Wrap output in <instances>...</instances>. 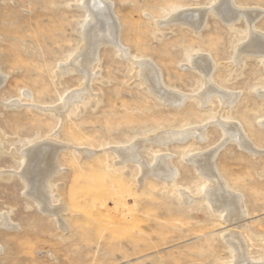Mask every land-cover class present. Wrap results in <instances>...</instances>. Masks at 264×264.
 <instances>
[{
  "label": "rangeland",
  "instance_id": "1",
  "mask_svg": "<svg viewBox=\"0 0 264 264\" xmlns=\"http://www.w3.org/2000/svg\"><path fill=\"white\" fill-rule=\"evenodd\" d=\"M83 1L0 0V170L15 172L0 178V264H236L243 257L264 264V65L259 55L239 68L234 63L247 40L245 20L231 26L208 10L205 24L194 30L167 17L218 0H109L125 55L151 60L167 86L188 96L181 106H168L149 92L127 56L105 44L96 52L89 93L61 116L54 108L85 82L74 70L55 73L83 43ZM233 2L261 12L254 25L264 35V0ZM195 54L215 63L214 85L239 93L228 111L215 93L199 101L205 76L189 67ZM216 115L239 125L257 153L235 141L222 143ZM204 125V138L149 144L148 152L171 154L177 174L169 184L142 177L134 161L115 163L111 147ZM44 139L96 152L81 161L77 150L59 151L49 196L51 205L63 208L61 221L26 195V182L16 174L25 162L12 155ZM215 149L213 163L244 212L231 222L203 196L208 183L189 161ZM114 197L123 198L117 208Z\"/></svg>",
  "mask_w": 264,
  "mask_h": 264
},
{
  "label": "bare ground",
  "instance_id": "2",
  "mask_svg": "<svg viewBox=\"0 0 264 264\" xmlns=\"http://www.w3.org/2000/svg\"><path fill=\"white\" fill-rule=\"evenodd\" d=\"M82 5L87 13V23L83 29V32H81L83 35V43L79 49V52H75L77 54L73 55L65 63L59 65L55 73L56 77L58 78L63 72L74 70L82 76V79L85 82L81 84V87H79V89L70 91L64 97L61 105L54 108V110L62 116L63 113H61V111L65 107H68L71 103L80 101L83 94L89 93L88 82L94 73L92 66L96 59V52L101 45L105 44L111 46L113 45L118 52H120L121 54L123 53L124 57L127 56L129 58L127 60H129L135 66V69H137L138 72H141L140 76L144 82L142 83L146 85V88L150 89L149 92L152 91V93H154L160 100L164 101L168 106H181L188 94H185L181 91L172 89L167 86L162 80L160 70L154 66L151 60L137 58L131 54L125 55L127 51L120 40V24L116 22V17L114 18L115 15L113 16L112 14L111 1L85 0L82 2ZM184 7L185 6L179 8V10L177 9V11L170 14L167 17L166 21L172 23H185L190 27L194 28V30H197L199 27L205 24L204 20L206 18L208 10H211L212 12L216 13L224 21V23H228L231 26L235 22L239 21L241 18L244 19L246 22V28L243 30V32L246 33L247 40L243 44L241 43L242 45H240V49L238 48L239 51L234 59V63L239 68L245 58L250 57L252 55H259L262 57L264 65V35L262 34L263 32H259L256 26L254 25L261 14L258 9L247 7L243 8L242 6L235 5L233 0H218L215 4L211 5L210 7ZM156 22L160 23L158 20H156ZM207 56L195 54L188 61L190 68L198 69L200 73L202 72L205 76L202 86L203 90L197 94V97L200 102L206 103L209 99V96L212 93H215V95H217L220 99L221 107L227 109L228 111L234 101L238 99L237 97L239 96V93L224 91L211 82V73L214 69L215 63L211 61V59H209V57ZM4 81L5 75L0 69V87L4 83ZM261 91H259L258 89L256 92L258 93V95H261ZM262 92L264 93V91ZM16 101L17 100H15V102ZM41 108L43 109V107ZM226 119L221 120L219 116H217L215 117L214 121V123L220 125L224 131L225 139L222 141V143L229 141H233L234 143L235 141L238 145H240L239 147H243L244 149L257 153V150H255L254 147L245 139L241 127ZM262 125L264 126V121L262 122ZM204 128L205 125L200 128L197 127L195 129L188 128L189 130L186 129L187 131H176V133H170V131L166 134L159 133L157 135L155 133L156 135L154 134V136L151 135L144 139L141 138L139 140L137 139L136 141H132L133 143L127 146L116 145L114 147H111L112 153L118 158L115 163L121 164L124 163L126 160L134 161L138 166L139 174L142 171V177H144V175H152L165 182L166 184H169L173 181L175 175L177 174V168L171 165L170 163L171 154H164L163 156H158L157 154L155 155V153L148 152L147 148L149 144L153 142H160L164 143L165 145V143L167 144L168 142H171L173 140L184 141L192 135H197L199 138H201L204 136ZM47 140L48 139L43 142L39 141L37 143H34L33 145L26 147L22 152L16 154L12 152V155L22 159L23 163L25 162V166L23 168H20V170L17 171L16 174L26 182V195L35 200V202H37V204L41 207L42 210L50 212L58 221H61V219L63 218L61 210L63 208L61 207V205H51V195L49 196V179L54 176L53 174L60 170V166L58 165L57 161V155L59 151L67 147L72 148L73 150H77V153H79V156L81 157V161L85 158L93 157L96 152H94V150H90L89 148L83 149V147L75 148L69 145L66 146L67 144L65 145L64 143H62V145L64 144L65 146L60 145L61 143L57 145L55 144L57 142L55 141L54 143L53 139H50L48 141ZM2 152L3 149L0 141V154ZM216 152L218 151H216L215 149L209 152L208 154L204 155H198L197 153V155H192L191 157L189 156V161L195 167H197L196 169H198L199 173H201L206 178L205 180L207 181L208 185L207 190L203 194V196L212 202L213 206L215 207V209L213 210H216V208L221 209V213L224 214V220L227 222H231L232 220L240 219L244 215V212L241 208V203H239L241 202L239 201L241 199L236 197V194L233 195L231 192L227 191L228 187L225 181L219 175L217 168L213 163L215 154H217ZM14 173V171L0 170V178L7 180ZM141 179L139 182L142 181ZM136 190L138 191L137 188ZM120 191L121 189L117 192ZM114 198L116 199L115 205L117 208L118 206H120L119 203L123 198H121V200L116 197ZM183 198L186 201L190 199L189 197H187L186 193H183ZM128 211L130 212V210H125L124 208L120 212L128 215ZM225 212L227 213L225 214ZM123 217L125 218V215ZM128 217L132 221L133 217L131 215ZM1 222L5 226H10V222L7 215L2 216ZM231 234L237 236L236 232L232 231ZM234 244L236 243L234 242ZM235 253L233 252L234 255ZM240 255L241 254H239V256ZM239 259L240 257L238 258V260ZM236 264L252 263H250L249 261H247L246 258L243 257L242 259L237 261Z\"/></svg>",
  "mask_w": 264,
  "mask_h": 264
}]
</instances>
